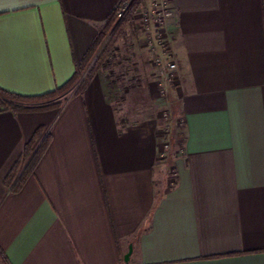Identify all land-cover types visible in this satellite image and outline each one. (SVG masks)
<instances>
[{
	"label": "crops",
	"instance_id": "1",
	"mask_svg": "<svg viewBox=\"0 0 264 264\" xmlns=\"http://www.w3.org/2000/svg\"><path fill=\"white\" fill-rule=\"evenodd\" d=\"M121 3L0 0V88L36 97L66 84ZM170 4L168 100L146 70L127 76L141 83L124 101L123 82L97 74L60 107L0 108V264H264V0ZM150 5L124 35L147 32L164 59ZM164 103L162 162L165 122L152 118ZM40 127L49 146L14 191Z\"/></svg>",
	"mask_w": 264,
	"mask_h": 264
},
{
	"label": "trees",
	"instance_id": "2",
	"mask_svg": "<svg viewBox=\"0 0 264 264\" xmlns=\"http://www.w3.org/2000/svg\"><path fill=\"white\" fill-rule=\"evenodd\" d=\"M127 0H122L125 2ZM144 0H136L126 16L117 24V9L108 17L103 26L98 30V34L84 56L83 60L77 67V71L73 77L63 86L57 87L55 90L36 97H29L19 95L3 88H0V108L10 109L16 113L40 111L49 108L60 107L64 101L68 99L65 94L73 89L79 82L80 72L87 70V80L78 84L77 89L73 95L81 94L87 85V81L91 80L98 71L102 68L106 58L113 50L118 39L125 33L126 29L134 26V15L138 8L143 4ZM112 32L109 40L104 45L109 34ZM104 45V46H103ZM94 61L91 68L90 65ZM66 97L60 100L61 97ZM49 101L45 104H35L33 102ZM50 142V135L45 134V127H40L34 134L33 139L27 144L26 154L30 160L25 169L18 176L14 186V191H19L31 173L34 171L36 165L45 154ZM19 165L10 173L7 182L11 183L17 175Z\"/></svg>",
	"mask_w": 264,
	"mask_h": 264
},
{
	"label": "rangeland",
	"instance_id": "3",
	"mask_svg": "<svg viewBox=\"0 0 264 264\" xmlns=\"http://www.w3.org/2000/svg\"><path fill=\"white\" fill-rule=\"evenodd\" d=\"M145 2L148 5V0H144V2H143L144 5H145ZM119 22L120 21L117 19V24ZM111 34H112V32L109 34L104 45L109 40ZM124 34L116 42L113 50L110 52L109 56L106 58V60L103 64L102 68L100 69V71H98L96 73V75L99 74L100 76L108 79V81H110L111 84H112V82H114V83H117L119 85L120 81L123 82L120 84V85H122L123 88H122L121 92L119 91L120 92V98L123 99V101L126 99V95L129 91V88L130 87L132 88L133 84L139 85L141 83L139 80L138 82L135 81V83L131 84L130 81L127 80L128 77H132V76L136 77L138 75L142 77V74L145 73L146 70L150 73L152 72L153 74H155L154 75L155 77L157 75L156 64L154 63L157 55H156V53H150L149 49L147 48V44L149 45L148 39L146 38L148 33L147 32L143 33V36L141 37V39L140 38L135 39L132 36L128 37L127 35H124ZM154 36L156 38L157 46H159L158 45V39H157L158 37H157L156 33H154ZM134 61H137L138 65H140V67L138 69L133 68L132 70H129L130 64H133ZM148 61H149V64H148ZM93 63H94V61L91 63L89 68L92 67ZM87 72H88L87 70L80 72V79H79L78 84L80 82L86 81L88 79L87 78ZM141 77H140V79H141ZM78 84L73 89L68 91L65 94V96H67V97L71 96L75 92V90L77 89ZM157 86H158V92H159V95L161 96V98L163 100H168V98H167L168 94L163 95L161 93L159 81L157 82ZM65 98L66 97L63 96L59 99L64 100ZM48 102L49 101L45 100V101H39V102H33V103L45 104ZM159 111L160 112L158 113V115H156V112H155V117H153L152 119H153V121L155 120L154 122H157L158 118H162L165 122V125L161 126V129H162V133H164L165 138H166L164 141H168L170 143V147L168 149V152L166 153L167 156L165 159L160 158V154H161L160 149L163 146L162 144L159 148V153H158L159 159L162 162H165V161H168L170 159V156H171L172 151H173V145L171 142V140H172L171 138L173 135V128L170 126H167L170 123V119H171V114H170L171 110L169 109V103L162 104ZM164 141H163V143H165Z\"/></svg>",
	"mask_w": 264,
	"mask_h": 264
},
{
	"label": "built area",
	"instance_id": "4",
	"mask_svg": "<svg viewBox=\"0 0 264 264\" xmlns=\"http://www.w3.org/2000/svg\"><path fill=\"white\" fill-rule=\"evenodd\" d=\"M135 1L136 0H127L119 5L117 8V19L119 21H121L126 16ZM172 16L173 9L171 7L170 0H151L150 8L144 15L145 24L151 25L154 28L158 37L157 39L159 48L162 50L165 56L164 59L156 57L154 62L156 64L159 86L163 95L168 94V83L173 81L175 73L178 69L176 61L171 59V37L167 36L164 32L165 24ZM164 142L165 143H162L163 146L160 149L161 159L166 158V153L170 147V143L168 141Z\"/></svg>",
	"mask_w": 264,
	"mask_h": 264
},
{
	"label": "water",
	"instance_id": "5",
	"mask_svg": "<svg viewBox=\"0 0 264 264\" xmlns=\"http://www.w3.org/2000/svg\"><path fill=\"white\" fill-rule=\"evenodd\" d=\"M132 252H133V246L130 245L129 251L125 254V257H124L126 262L129 261Z\"/></svg>",
	"mask_w": 264,
	"mask_h": 264
}]
</instances>
